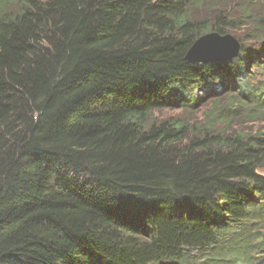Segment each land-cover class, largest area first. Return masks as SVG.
Wrapping results in <instances>:
<instances>
[{
	"label": "trees",
	"instance_id": "16d2710c",
	"mask_svg": "<svg viewBox=\"0 0 264 264\" xmlns=\"http://www.w3.org/2000/svg\"><path fill=\"white\" fill-rule=\"evenodd\" d=\"M243 27L264 0H0V264L264 262V47L186 59Z\"/></svg>",
	"mask_w": 264,
	"mask_h": 264
},
{
	"label": "rangeland",
	"instance_id": "374dc122",
	"mask_svg": "<svg viewBox=\"0 0 264 264\" xmlns=\"http://www.w3.org/2000/svg\"><path fill=\"white\" fill-rule=\"evenodd\" d=\"M251 33L249 27H243L242 29H239L238 31H233L231 32V36H233L237 41H241L243 43H246V45H248V47L250 49H253L255 46L257 45L259 47V49H262L264 47V41H258L256 44L251 41L249 39V34ZM259 71L261 70V68L259 69V67H252L251 71ZM257 80H262L264 79V77L260 74H258L256 76ZM228 92L232 93L233 91H231L230 89L226 90L225 92H223L224 96L226 97ZM238 92V91H237ZM218 97V96H217ZM208 103H211L215 100H217V98H208ZM223 103H225V101H223ZM216 107H211V105H207V106H203V107H195L191 110L190 107L189 108H179V109H169V110H165L159 113H156V117L157 119H166V118H182L186 121H191L195 124H200V123H204L206 121V115L207 113H209V111H212V109H215ZM246 113V112H245ZM244 113V114H245ZM235 123H237L236 127H240L242 130L244 131H262L264 132V113L256 118L255 121H251L250 118L246 117V116H240L238 118H236ZM262 259V258H261ZM205 260V259H204ZM204 260L199 261V263H203ZM261 264H264V262L260 261Z\"/></svg>",
	"mask_w": 264,
	"mask_h": 264
},
{
	"label": "water",
	"instance_id": "95a60500",
	"mask_svg": "<svg viewBox=\"0 0 264 264\" xmlns=\"http://www.w3.org/2000/svg\"><path fill=\"white\" fill-rule=\"evenodd\" d=\"M240 49L241 45L231 35L209 34L195 42L186 59L193 64L215 63L236 58Z\"/></svg>",
	"mask_w": 264,
	"mask_h": 264
}]
</instances>
